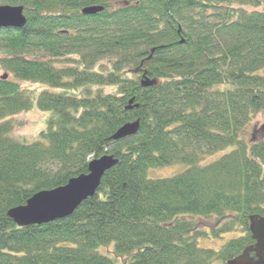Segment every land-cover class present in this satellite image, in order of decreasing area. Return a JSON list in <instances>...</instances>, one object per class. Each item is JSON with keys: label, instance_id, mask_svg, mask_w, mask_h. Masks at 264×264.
Instances as JSON below:
<instances>
[{"label": "trees", "instance_id": "trees-1", "mask_svg": "<svg viewBox=\"0 0 264 264\" xmlns=\"http://www.w3.org/2000/svg\"><path fill=\"white\" fill-rule=\"evenodd\" d=\"M0 6L22 7L26 18L0 30V264H232L255 244L264 120L255 139L243 131L264 118V0ZM90 7L102 11L82 15ZM146 79L156 84L142 87ZM33 109L51 117L27 144L12 133ZM136 121L135 136L110 139ZM106 155L117 164L70 217L21 228L7 216ZM173 165L187 169L146 179ZM233 233L218 251L198 247ZM109 246L110 257L98 252Z\"/></svg>", "mask_w": 264, "mask_h": 264}, {"label": "water", "instance_id": "water-1", "mask_svg": "<svg viewBox=\"0 0 264 264\" xmlns=\"http://www.w3.org/2000/svg\"><path fill=\"white\" fill-rule=\"evenodd\" d=\"M102 8L90 7L82 11V15L92 16L101 13ZM26 24L22 7L0 6V30H19ZM4 80L7 76L2 77ZM155 80L142 82V87H151ZM132 103V101L130 102ZM139 122L127 123L120 127L112 136L114 142H119L136 135ZM117 164L112 156H103L91 160L87 174L72 178L62 187L34 194L24 206L11 209L7 216L18 226H40L56 220L70 217L81 202L91 198L100 185L104 173ZM254 246L245 250L232 264H264V218H254L251 225ZM254 254L256 260L249 256Z\"/></svg>", "mask_w": 264, "mask_h": 264}, {"label": "rangeland", "instance_id": "rangeland-1", "mask_svg": "<svg viewBox=\"0 0 264 264\" xmlns=\"http://www.w3.org/2000/svg\"><path fill=\"white\" fill-rule=\"evenodd\" d=\"M2 51L3 50L0 49V58L3 56ZM5 73L6 72L1 71L0 76H2ZM24 85H26L25 87H29L31 89H34L37 87L34 85H27V84H24ZM50 117H51V114L48 112H41L36 109H33L28 114H24V115H21L20 117H17V120L22 123V126L20 128L17 127L13 131L12 136L19 140H25L24 142L27 144L33 143L36 141L35 138L37 137V133L45 130L46 123ZM263 120H264L263 116H257L256 119L254 120L255 122L252 123L251 126H248L244 129L243 139L245 138V141L248 142L250 140L255 139V137L251 139L250 135L253 134L254 131L260 129L263 126ZM228 151L229 150L213 154L211 156L212 158L208 162L202 165H206L208 163L216 161L217 159L222 157L224 153H227ZM186 169H187V166L185 165H173L171 167L169 166V167H163V168H151V169H148L146 172V177H147L146 179H149V180L150 179L151 180L167 179V178L177 176L183 173ZM237 236H239V233L225 234L219 239L211 238V237L199 238L197 240V244L200 249L218 251L225 243L227 244L229 240L236 238ZM112 249L113 247L109 246L108 248H100L98 252L101 255L110 257L111 256L110 253H112ZM213 264H220V263L215 262Z\"/></svg>", "mask_w": 264, "mask_h": 264}]
</instances>
